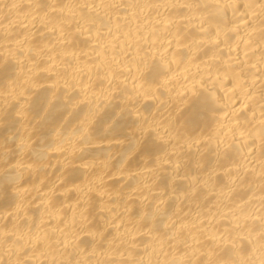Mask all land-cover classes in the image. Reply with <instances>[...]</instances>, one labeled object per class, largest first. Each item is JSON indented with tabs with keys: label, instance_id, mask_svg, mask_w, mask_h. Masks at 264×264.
I'll list each match as a JSON object with an SVG mask.
<instances>
[{
	"label": "bare ground",
	"instance_id": "6f19581e",
	"mask_svg": "<svg viewBox=\"0 0 264 264\" xmlns=\"http://www.w3.org/2000/svg\"><path fill=\"white\" fill-rule=\"evenodd\" d=\"M0 264H264V0H0Z\"/></svg>",
	"mask_w": 264,
	"mask_h": 264
}]
</instances>
